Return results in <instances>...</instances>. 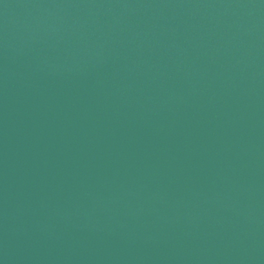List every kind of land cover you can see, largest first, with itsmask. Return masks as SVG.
<instances>
[{
	"label": "water",
	"instance_id": "95a60500",
	"mask_svg": "<svg viewBox=\"0 0 264 264\" xmlns=\"http://www.w3.org/2000/svg\"><path fill=\"white\" fill-rule=\"evenodd\" d=\"M0 264H264V0H0Z\"/></svg>",
	"mask_w": 264,
	"mask_h": 264
}]
</instances>
